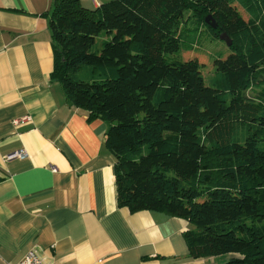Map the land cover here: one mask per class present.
Listing matches in <instances>:
<instances>
[{
    "label": "trees",
    "instance_id": "trees-1",
    "mask_svg": "<svg viewBox=\"0 0 264 264\" xmlns=\"http://www.w3.org/2000/svg\"><path fill=\"white\" fill-rule=\"evenodd\" d=\"M46 16L51 81L109 124L119 207L188 221L194 259L264 264V0H55ZM192 19L232 40L211 85L198 60L165 58Z\"/></svg>",
    "mask_w": 264,
    "mask_h": 264
},
{
    "label": "crops",
    "instance_id": "crops-1",
    "mask_svg": "<svg viewBox=\"0 0 264 264\" xmlns=\"http://www.w3.org/2000/svg\"><path fill=\"white\" fill-rule=\"evenodd\" d=\"M80 1L94 10L110 0ZM54 2L0 0V264L34 248L51 264L224 263L230 255L191 256L185 219L119 207L109 124L51 81Z\"/></svg>",
    "mask_w": 264,
    "mask_h": 264
},
{
    "label": "rangeland",
    "instance_id": "rangeland-1",
    "mask_svg": "<svg viewBox=\"0 0 264 264\" xmlns=\"http://www.w3.org/2000/svg\"><path fill=\"white\" fill-rule=\"evenodd\" d=\"M189 14L186 13V17ZM194 20L190 23H186L178 29V34L187 33V37L190 39L187 43L182 44V48L174 54H166L165 58L169 63L173 62H184L187 60L196 59L200 64L203 65L202 73L205 78V82L208 85L212 84V80L216 75V69L214 62L220 56L222 59H226L230 54L231 50L226 43L220 40L217 35H212L209 29L203 24L199 26H193ZM191 31V32H190ZM110 36L103 33L97 39V42L101 44L105 40H109ZM184 41V37L182 38ZM191 41H195L194 44H189ZM226 256H229L228 254Z\"/></svg>",
    "mask_w": 264,
    "mask_h": 264
},
{
    "label": "built area",
    "instance_id": "built-area-1",
    "mask_svg": "<svg viewBox=\"0 0 264 264\" xmlns=\"http://www.w3.org/2000/svg\"><path fill=\"white\" fill-rule=\"evenodd\" d=\"M29 120H30L29 117L18 118L13 121V124L17 127L25 124ZM26 154L27 153L24 150L19 152H14L9 156H7L6 159L11 160L14 158H22L26 156ZM18 264H51V262L47 259L43 251H41L39 248H34L30 250Z\"/></svg>",
    "mask_w": 264,
    "mask_h": 264
},
{
    "label": "water",
    "instance_id": "water-1",
    "mask_svg": "<svg viewBox=\"0 0 264 264\" xmlns=\"http://www.w3.org/2000/svg\"><path fill=\"white\" fill-rule=\"evenodd\" d=\"M206 24L210 25L214 30L218 29V23L212 16L206 18ZM220 40L224 41L228 47L232 46V40L226 33L220 35Z\"/></svg>",
    "mask_w": 264,
    "mask_h": 264
}]
</instances>
